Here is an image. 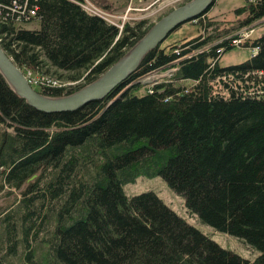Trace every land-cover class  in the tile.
Here are the masks:
<instances>
[{
    "label": "trees",
    "instance_id": "obj_1",
    "mask_svg": "<svg viewBox=\"0 0 264 264\" xmlns=\"http://www.w3.org/2000/svg\"><path fill=\"white\" fill-rule=\"evenodd\" d=\"M82 2L0 0V47L24 74L56 82L45 96L93 82L153 25L119 29ZM206 13L190 21L197 36L160 43L72 112L34 109L0 73V264H264V32L224 66L230 29ZM234 13L236 32L264 19V0ZM152 74L160 81L137 93ZM139 176H160L201 222L259 255L222 248L152 191L126 195Z\"/></svg>",
    "mask_w": 264,
    "mask_h": 264
},
{
    "label": "rangeland",
    "instance_id": "obj_2",
    "mask_svg": "<svg viewBox=\"0 0 264 264\" xmlns=\"http://www.w3.org/2000/svg\"><path fill=\"white\" fill-rule=\"evenodd\" d=\"M188 1L190 0H83L82 3L89 10L101 14L107 22L121 29L124 24L134 21L144 20L148 24H155L160 18ZM243 5H245V0H214L212 5L206 10L205 19L209 18L219 21L223 26L222 28L230 29V32L223 39H231L232 44L235 46L223 54L220 60L221 65L237 64L247 59L253 51L245 48V41L264 32V19L245 26L236 32L231 31V28L236 27L237 20L241 21L244 17L240 16L237 18L234 13L235 9ZM37 25L36 22H31L25 28L32 29L36 28ZM198 30L200 29L195 23L186 22L176 30H172L161 43H163V46L182 43L189 37L197 36L200 33ZM31 75L39 77L34 72H31ZM168 75L169 73H162V77ZM159 81L160 79L156 77V74L139 78L138 83L141 87L137 90V93H145L151 88L153 83ZM54 83L56 82L54 81ZM33 88L36 91L39 90L37 85H33ZM123 191L128 196L152 191L177 215L199 229L222 248L248 260H254L259 255L256 249L246 244L242 239L216 231L211 226L201 222L195 213H190L186 209L183 197L172 190L160 176H139L135 181L124 184Z\"/></svg>",
    "mask_w": 264,
    "mask_h": 264
},
{
    "label": "water",
    "instance_id": "obj_3",
    "mask_svg": "<svg viewBox=\"0 0 264 264\" xmlns=\"http://www.w3.org/2000/svg\"><path fill=\"white\" fill-rule=\"evenodd\" d=\"M214 0H190L160 18L151 28L103 74L74 93L48 97L33 89L23 72L0 47V73L15 94L34 109L44 113L72 112L85 104L101 100L119 86L139 66L144 56L156 48L179 25L204 13ZM32 176L27 181L32 180Z\"/></svg>",
    "mask_w": 264,
    "mask_h": 264
},
{
    "label": "built area",
    "instance_id": "obj_4",
    "mask_svg": "<svg viewBox=\"0 0 264 264\" xmlns=\"http://www.w3.org/2000/svg\"><path fill=\"white\" fill-rule=\"evenodd\" d=\"M83 8H85L89 13H91L92 14V11L91 10H89L88 8H86L84 5H83ZM103 19L105 20V21H107L104 17H103ZM109 23V22H108ZM112 24V23H111ZM27 74H28V77H27ZM25 77H26V79H27V81H28V83L31 85V86H33V85H37L39 88H40V86H42V85H44V84H53V85H56V83H54V81H52V80H50V79H48V78H44V77H42V76H40L39 75V77H33L32 75H31V72L30 71H28L26 74H25Z\"/></svg>",
    "mask_w": 264,
    "mask_h": 264
},
{
    "label": "bare ground",
    "instance_id": "obj_5",
    "mask_svg": "<svg viewBox=\"0 0 264 264\" xmlns=\"http://www.w3.org/2000/svg\"><path fill=\"white\" fill-rule=\"evenodd\" d=\"M92 14H93V15H96V16H98V17H100V18L103 19V16H102L101 14L97 13V12L92 11ZM39 73H40V72H39Z\"/></svg>",
    "mask_w": 264,
    "mask_h": 264
}]
</instances>
